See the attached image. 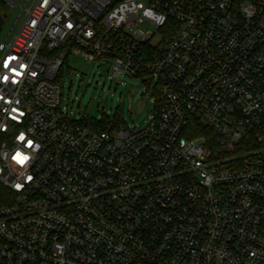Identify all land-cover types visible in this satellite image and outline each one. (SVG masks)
I'll use <instances>...</instances> for the list:
<instances>
[{
	"label": "built area",
	"instance_id": "obj_1",
	"mask_svg": "<svg viewBox=\"0 0 264 264\" xmlns=\"http://www.w3.org/2000/svg\"><path fill=\"white\" fill-rule=\"evenodd\" d=\"M78 54L158 79L146 127L70 120ZM0 264H264V0H28L0 46Z\"/></svg>",
	"mask_w": 264,
	"mask_h": 264
},
{
	"label": "rangeland",
	"instance_id": "obj_2",
	"mask_svg": "<svg viewBox=\"0 0 264 264\" xmlns=\"http://www.w3.org/2000/svg\"><path fill=\"white\" fill-rule=\"evenodd\" d=\"M2 1L6 3V17L0 36V46L14 29L22 8L28 2L19 0L18 4L13 6L8 0ZM138 2L145 6L148 4V0ZM141 27L155 33L156 39H161L162 32L158 34L157 29L149 22ZM110 68L106 61L92 63L79 54L71 55L59 79L62 105L72 122L86 120L90 117L91 107L98 104L99 114L95 118L96 122L118 121L120 126L128 125L132 130L139 131L150 122L159 104L158 79L152 76L114 77Z\"/></svg>",
	"mask_w": 264,
	"mask_h": 264
},
{
	"label": "trees",
	"instance_id": "obj_3",
	"mask_svg": "<svg viewBox=\"0 0 264 264\" xmlns=\"http://www.w3.org/2000/svg\"><path fill=\"white\" fill-rule=\"evenodd\" d=\"M5 17H6V3L3 2L2 0H0V36L3 32ZM79 124L84 125L90 129H92L93 131H98V132L99 131L100 132L101 131H113L120 126L118 121H116L115 123H111L110 121H104L102 123H98V122H96L95 118H91V117H87L86 120L79 122ZM110 125H111V127H110ZM106 126H108L109 128H106ZM102 128L104 130H101ZM204 130L205 129H202V131H201L202 134H205ZM209 134H211V133H209Z\"/></svg>",
	"mask_w": 264,
	"mask_h": 264
},
{
	"label": "water",
	"instance_id": "obj_4",
	"mask_svg": "<svg viewBox=\"0 0 264 264\" xmlns=\"http://www.w3.org/2000/svg\"><path fill=\"white\" fill-rule=\"evenodd\" d=\"M98 114V104H94L89 111V115L91 118H96Z\"/></svg>",
	"mask_w": 264,
	"mask_h": 264
}]
</instances>
